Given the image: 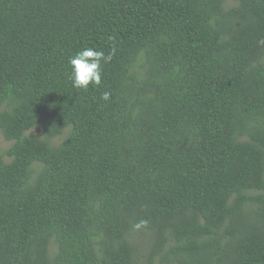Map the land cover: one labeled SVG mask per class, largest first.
Returning a JSON list of instances; mask_svg holds the SVG:
<instances>
[{"label":"trees","instance_id":"obj_1","mask_svg":"<svg viewBox=\"0 0 264 264\" xmlns=\"http://www.w3.org/2000/svg\"><path fill=\"white\" fill-rule=\"evenodd\" d=\"M232 1L0 0V264H264V0Z\"/></svg>","mask_w":264,"mask_h":264},{"label":"clouds","instance_id":"obj_2","mask_svg":"<svg viewBox=\"0 0 264 264\" xmlns=\"http://www.w3.org/2000/svg\"><path fill=\"white\" fill-rule=\"evenodd\" d=\"M115 48L105 53L91 47H85L69 58L71 67L70 79L72 85L77 89L87 90L89 86L98 87L102 83L103 66L110 63ZM110 93L105 92L102 99L108 100Z\"/></svg>","mask_w":264,"mask_h":264},{"label":"rangeland","instance_id":"obj_3","mask_svg":"<svg viewBox=\"0 0 264 264\" xmlns=\"http://www.w3.org/2000/svg\"><path fill=\"white\" fill-rule=\"evenodd\" d=\"M233 1L229 0V4H232ZM43 128L40 126H35L33 128H31L28 133H35L39 136H44V132H43ZM70 132V128H68L62 135H59L57 137H55L53 139V144H60L68 135V133ZM13 141L11 140H7L4 135L2 133H0V148H1V152L6 156H7V151L10 148V146L12 145ZM146 239V234L142 235V241Z\"/></svg>","mask_w":264,"mask_h":264}]
</instances>
